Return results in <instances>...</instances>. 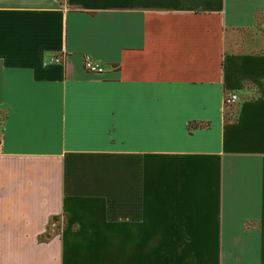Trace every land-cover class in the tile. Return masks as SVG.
<instances>
[{
    "label": "crops",
    "instance_id": "obj_1",
    "mask_svg": "<svg viewBox=\"0 0 264 264\" xmlns=\"http://www.w3.org/2000/svg\"><path fill=\"white\" fill-rule=\"evenodd\" d=\"M258 13L0 0V264H264Z\"/></svg>",
    "mask_w": 264,
    "mask_h": 264
},
{
    "label": "rangeland",
    "instance_id": "obj_2",
    "mask_svg": "<svg viewBox=\"0 0 264 264\" xmlns=\"http://www.w3.org/2000/svg\"><path fill=\"white\" fill-rule=\"evenodd\" d=\"M232 33L229 34L230 38L227 42L229 48L233 50L245 48L248 49L250 44L263 46L264 45V13L256 14L254 25L251 30L245 31L244 33ZM253 41V43H252ZM255 41V42H254ZM47 236V233L45 234Z\"/></svg>",
    "mask_w": 264,
    "mask_h": 264
},
{
    "label": "built area",
    "instance_id": "obj_3",
    "mask_svg": "<svg viewBox=\"0 0 264 264\" xmlns=\"http://www.w3.org/2000/svg\"><path fill=\"white\" fill-rule=\"evenodd\" d=\"M83 67L86 71L94 74H101L103 72V68L98 63L91 61L89 58L85 57L83 60ZM235 100V96L233 94H227L222 99L223 106H227L233 103ZM1 137V136H0Z\"/></svg>",
    "mask_w": 264,
    "mask_h": 264
}]
</instances>
